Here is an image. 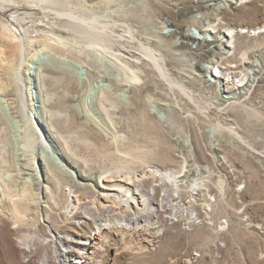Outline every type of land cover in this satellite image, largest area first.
<instances>
[{"label": "rangeland", "instance_id": "obj_1", "mask_svg": "<svg viewBox=\"0 0 264 264\" xmlns=\"http://www.w3.org/2000/svg\"><path fill=\"white\" fill-rule=\"evenodd\" d=\"M12 1L20 9L12 17L19 20L11 32L17 41L10 45L24 48L22 58L14 52V63L20 57L25 65L30 118L0 88V264H41L44 254L50 257L46 264H56L60 246L49 248L52 233L83 239L95 227L71 195L96 210L102 178L125 188L118 182L123 177H143L144 192L159 185L153 202L164 211L149 228L108 231L93 260L72 245L74 260L80 252L81 264H264V38L238 36L227 54L222 37L228 26L261 24L264 0L254 17L230 25L220 12L234 9L223 0H77L83 14L102 16L106 51L65 28V17ZM199 2L203 10L194 7ZM188 3L191 12L177 23ZM4 19L0 37L6 38ZM208 25L210 42L185 36L201 38ZM140 47L153 51L164 77ZM211 63L250 74L242 82L218 71L214 78L202 71ZM28 118L47 137L46 149H34L42 192L23 146L31 135ZM155 169L180 176L166 206L161 191L172 185L150 178ZM109 201L117 207L114 198ZM22 244L33 249L31 255Z\"/></svg>", "mask_w": 264, "mask_h": 264}, {"label": "bare ground", "instance_id": "obj_2", "mask_svg": "<svg viewBox=\"0 0 264 264\" xmlns=\"http://www.w3.org/2000/svg\"><path fill=\"white\" fill-rule=\"evenodd\" d=\"M107 3L112 2L113 0H103ZM229 3L230 10H223L220 12L221 15V21H224L228 23L229 25L234 21V19H250L256 15V12L259 11V6L261 0H223ZM240 1L242 3H240ZM25 2V1H24ZM28 5L30 6H37L38 7H44L46 8L49 13L56 14L58 16H63L67 19V21L64 23L65 28L70 29L73 33H75L77 36H79L82 40H86V44L95 49V50H101L104 49V51L107 50V40L105 37V30L106 27L103 24V22H100L99 19L102 18V16H87L83 14V9L81 7V4L77 0H26ZM240 3L239 5H237ZM263 3V2H262ZM262 5V4H261ZM264 5V4H263ZM262 5V6H263ZM205 6V5H204ZM203 4L199 2L198 5H195L198 10L204 9ZM238 7V9L236 8ZM31 7H29L30 9ZM236 8V9H235ZM264 8V7H263ZM16 5L13 3L12 0H0V16H3L4 23H2L7 36L6 38L2 35L0 37V88L1 91L4 92V94L9 97V99L15 101L22 110V114L29 117V113L26 108V101L24 98V88L26 87L25 82V75L24 74V64L23 59H21V53L24 49L21 44H18V49L15 51H18V54L20 57H18L17 63H14V56L15 51L13 50V46H11V42L15 43L16 37L15 35H12V30L18 29L19 20L13 19L12 17L17 12ZM261 9V8H260ZM192 10V6L190 3H188L180 12L179 16L176 17L175 21L177 23H180L182 19L185 17V15L189 14ZM88 14V13H87ZM181 20V21H180ZM102 21V20H101ZM243 21V20H242ZM21 22V21H20ZM213 25H208L205 29L202 30L200 33L202 35L201 38H197L193 36L190 32L185 34V36L190 37L194 41H200L201 42H210L208 39L211 32H213ZM232 26V25H231ZM228 26L224 32H222V37L225 38V45H224V53H229L231 50H234L236 47V39L238 36L246 35L248 37H254V38H264V21L261 24L255 25L253 27H247L246 25H239L236 27ZM65 31V30H64ZM129 32V31H127ZM54 43H58L59 45L65 44V40L61 37H55L51 36ZM51 37L48 38V40H51ZM16 40V41H15ZM50 42H53V41ZM216 41V40H215ZM85 42V41H83ZM131 43L132 41L129 40ZM12 43V44H13ZM133 43V42H132ZM45 45V44H44ZM39 46L38 48L34 49L32 55L28 59L29 61H33L34 57L41 53L45 49L46 46ZM141 45V44H140ZM33 46V45H32ZM25 47V46H24ZM48 47V46H47ZM106 49V50H105ZM109 49V48H108ZM140 50L144 53V55L150 59L154 65L158 68L161 75L164 77V72L160 69V66L158 64V60L153 53V51L149 50L145 47H140ZM73 51V50H72ZM79 51V50H78ZM98 51V52H99ZM103 51V50H102ZM109 51V50H108ZM245 54H242L243 59ZM35 60V59H34ZM114 60V59H113ZM249 64L248 61L244 60V65ZM210 67H205L202 69V71L205 69L208 74H210L212 77L216 78V72H220V74H228L230 76L229 78L234 81H240L242 82L244 77H246L247 74H250V72L245 69L240 68L241 70H237V66H226L222 67L219 65H215L213 63L210 64ZM251 66V65H250ZM249 66V67H250ZM248 67V66H247ZM26 68V67H25ZM252 68V66H251ZM235 69V70H232ZM250 70V69H249ZM125 68L124 71L125 72ZM217 72V73H218ZM125 74H131L130 72ZM255 74V72L253 73ZM235 76V77H234ZM127 79L135 80V77L132 75H126ZM137 80V79H136ZM219 80V79H218ZM132 82V81H131ZM129 86V85H128ZM25 92V91H24ZM30 118V117H29ZM29 127L31 130V135L29 133L27 134V139L24 143V149L26 153H29L31 155V158H33L34 163V175L37 179V189L38 191L43 189V186L40 182V175L38 173V169L36 167V161L38 162L39 159L36 155H34V149L37 145H40L43 149L47 148V137L46 134H44V130L42 129V126H40V123L38 121H32L29 119ZM29 135V136H28ZM52 138V137H51ZM183 168V167H182ZM181 168V169H182ZM66 172H68L71 176H75L74 173L70 169H65ZM149 176L152 179H158L160 182L167 181L172 185V188L164 187L162 192V200L164 199L166 201L161 202L165 204V206L170 204V200L172 198V194L175 192H178L179 185L178 180L180 176L177 174H172L170 172H164L159 169H155L152 171H149ZM143 177H141L142 179ZM140 179V180H141ZM136 180V179H135ZM133 181L129 177H123L120 179L121 183H124L126 186H116L113 184L109 185V183L113 182L110 180H106L102 178V182L99 185V188L102 189L100 193V199L101 203L98 204L99 206L94 209V203L89 202L88 204L92 206L91 208H88V204L86 202L79 203L78 195L70 194L72 196V201L74 203H77L78 207L77 209H83L81 210L88 221H93L95 224V227L93 228V231H91L89 234H86V236L82 239L83 236L76 235V234H68L67 236H60L58 233H52L50 238L47 239L49 248H55L54 245L57 243L60 246L59 251H54V261H56V264H81V261L85 258L84 256H80L81 253L79 252V256L77 257V260H74L72 258L71 248L75 245L77 251H83V254L86 255L87 260H93L95 257L96 252L101 249V242L107 243V232L111 231V229H114L116 231H125V230H140L145 229L146 227L149 228L150 226H153L155 224V217L157 214H160V212L164 209V205H156L153 202V196L154 193L157 191L156 187L159 185H151L150 189L147 190V192H144L141 190V185L139 184V181ZM117 182V183H118ZM116 183V182H115ZM118 184V185H119ZM162 184V183H161ZM196 183L194 182L192 184V187L195 186ZM190 186V185H189ZM124 192H123V190ZM113 192H123L122 195H116ZM113 193V194H112ZM114 198L115 201L118 202L117 207L115 208L112 206L111 202L109 201L110 198ZM116 202V203H117ZM160 203V204H161ZM173 204V203H172ZM82 205V206H81ZM174 206V205H173ZM202 206V205H201ZM96 207V206H95ZM168 207H172V205H168ZM76 208V207H75ZM73 208V210L75 209ZM92 208L94 210H92ZM165 208V207H164ZM171 210L173 215L177 217L176 208H172ZM189 211V210H188ZM180 212V211H179ZM193 211L189 212V217L193 216ZM101 216L99 218L98 216ZM172 216V215H171ZM194 216L197 218V213H194ZM71 217V216H70ZM104 217H107L104 219ZM79 219V218H78ZM172 219V218H171ZM175 219V218H174ZM162 221V220H161ZM191 221V220H190ZM100 222V223H97ZM104 222V223H101ZM78 225H81V222L79 223L76 221ZM89 223V222H87ZM97 223V225H96ZM86 224V222H84ZM64 239V241H62ZM58 240V242H57ZM21 244V243H20ZM45 244V243H44ZM78 244V245H77ZM73 245V246H72ZM24 246V247H23ZM81 246H86V248H82ZM23 249L26 251V255H31L32 248H29L28 244H22ZM58 247V246H57ZM26 256V257H27ZM80 259V260H79ZM50 257H48L47 254H44L41 259V264L49 263ZM84 262L83 264H85ZM89 264H96L94 262H90Z\"/></svg>", "mask_w": 264, "mask_h": 264}]
</instances>
